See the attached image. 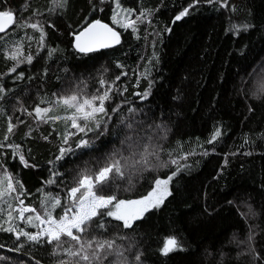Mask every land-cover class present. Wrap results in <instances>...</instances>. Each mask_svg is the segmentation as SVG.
Wrapping results in <instances>:
<instances>
[{
    "label": "trees",
    "instance_id": "obj_1",
    "mask_svg": "<svg viewBox=\"0 0 264 264\" xmlns=\"http://www.w3.org/2000/svg\"><path fill=\"white\" fill-rule=\"evenodd\" d=\"M190 2L120 0L123 7L134 9L133 19L143 9L152 10L151 24L145 21L138 25L140 38L137 39L131 29L112 23L111 14L115 7L112 0H105L103 11H92L89 0H68L62 15L50 17L47 11L50 0H9L17 11L18 21L21 17L27 19L33 10L39 9L43 16H32V21L43 22L49 18L56 22L59 31L45 25L44 47L41 48L37 30L27 28L15 33L9 30V39L15 35L22 41L29 37L33 41V49L26 51L27 55L34 57L32 64L25 61L17 68V72L24 71L23 79H16V73L7 74L12 64L0 46V85L7 90L5 100L0 101V140L11 118L15 127L10 140L21 146L20 152L30 164L38 167L25 168L18 157L13 159L10 156L0 157V163L6 164L8 171L23 181L31 193L25 198L26 204L40 210L42 193L38 189L59 191L56 185H47L44 181L54 168L48 162L51 160L58 166L54 158L61 143L58 133L64 131V125L62 121L55 124L38 122L35 113L27 115L20 110V104L32 111L40 104L41 97L54 98L53 93L64 91L74 79H87L91 92L98 87L100 76L111 80L120 72H126L127 75L117 81L126 91L114 95L112 101L106 102V107L109 103L118 104L125 116L129 107L139 109L134 119L138 122L140 137L150 134L158 137L160 129L156 126H165L167 137L159 143L165 149L175 150L173 156L178 163H185L180 159L183 153H194L186 161L191 169L182 172L181 178L173 184L174 198L169 197L164 206L150 214L147 222L141 223L132 234L137 247L143 251L145 264H215L220 250L227 254L224 264H253L251 254L237 259L239 249L232 237L235 234L237 240H243L251 230L255 234V249L264 260V190L261 189L264 184V99L251 98L253 85L250 77L254 68L264 61V0H228V6L224 8L199 3L189 9L188 16L173 23L174 17ZM25 4L29 5L26 10L22 8ZM91 4L101 7L97 0H91ZM85 18H99L115 28L121 33L120 45L89 54L91 59L75 53L68 26L76 30ZM245 21L255 27L247 32L241 31L239 35L228 31L231 24ZM165 27L171 31H163ZM49 48L55 49L51 56L48 55ZM153 51L158 56V63L152 56ZM117 61L122 68L116 67ZM45 69L47 75H44ZM149 80L153 81L150 94L142 100L137 93H143ZM248 105L254 109L252 112L248 111ZM117 115L112 114L110 133ZM30 128V135H25ZM120 128L115 135L101 137L97 144L103 142L104 148L93 152L92 156L100 157L104 152L119 148L123 138ZM216 128L221 135L209 144ZM5 151L11 153V149ZM161 156L164 160L169 159L166 152ZM82 159H88L90 164L96 163L88 156ZM73 167L68 163L61 171L68 176L67 169ZM167 171L160 169L157 174L163 177ZM151 175L146 173V176ZM142 184L134 192H121L120 195L144 194L148 180ZM249 205L255 216L249 213ZM19 226L25 227L23 223ZM26 230L34 231L31 228ZM169 235H177L188 250L161 255L159 249ZM17 243L13 234L0 231V244L5 246L0 248V255L8 258L0 260V264H27L33 254L41 259V264H51L53 258L47 249L37 252L26 246L19 253L8 251ZM205 249L213 253L211 259L205 258ZM32 264H35L34 260Z\"/></svg>",
    "mask_w": 264,
    "mask_h": 264
},
{
    "label": "snow or ice",
    "instance_id": "obj_2",
    "mask_svg": "<svg viewBox=\"0 0 264 264\" xmlns=\"http://www.w3.org/2000/svg\"><path fill=\"white\" fill-rule=\"evenodd\" d=\"M104 2L105 0H97V3L101 5L97 8V5L91 4L89 0L91 10L103 11ZM112 2L115 5L111 14L112 23L126 30L131 29L132 34H137L139 39L138 25L145 21L151 24L152 10L143 9L133 19L134 9L123 7L120 0H112ZM67 3L68 0H50V7L47 9L49 17L54 14L62 15L63 10L67 8ZM199 3L216 4L219 8L228 6V0H191L190 4L174 17L173 23L188 16L189 9ZM28 7L27 4L22 6L25 10ZM57 10H60L59 13ZM235 10L233 6L232 11ZM32 16H43V13L35 9L27 19L21 17L18 21L17 11L11 7L9 0H0V34H4L0 36V46L4 49L6 59L13 62L7 74L16 73V79L24 78V71L17 72V68L25 61L31 65L34 57L28 54L24 59H20L22 39L16 38L15 35L9 39V30L11 29L13 33L27 28L39 31L41 48L44 47L45 25L59 31L55 21L45 18L43 22L39 20L33 22ZM14 25L15 28H13ZM68 27L69 34L73 37L72 47L77 54L89 56L121 43V33L99 18L91 20L85 18L76 30H72L71 25ZM253 27H255L254 24L245 21L231 24L228 31L233 35H239L241 31L247 32ZM163 31L170 32L171 28L165 27ZM156 35L159 36V33ZM53 51L55 49L49 48L48 55L51 56ZM152 56L158 63L155 51ZM89 59H91L90 56ZM149 63L152 61L149 60ZM116 67L122 68L123 65L117 61ZM44 75H47L46 69ZM126 75V72H120L111 80L100 76L97 81L98 87L91 92L88 91L87 79H74L68 91L53 93L52 99L41 97L40 104L47 106L41 107L37 104L32 111H28L23 104H20V110L29 116H32L34 112V118L38 122L55 124L62 121L64 131L58 133L61 136V143L54 158L58 166L51 160L48 162L53 164L54 168L50 170L49 178L44 181L47 185H56L59 191L53 193L38 189L42 193L40 210L25 203V198L31 193L25 188L23 181L16 179L13 172L8 171L6 164L0 163V231L13 234L18 242L8 251L19 253L26 246L29 250L35 248L37 252L47 249L48 255L53 258L51 264H145L142 259L143 251L137 247L132 234L141 223L147 222L150 214L159 211L169 197L174 198L173 184L178 182L182 172L191 169V165L186 161L194 153H183L180 159L185 163H178L177 158L173 156L175 150L165 149L159 143L167 137L168 129L165 126H156L160 129L158 137L151 134L140 137L136 126L138 122L134 119L139 109L129 107L128 115L125 116L118 104L109 103L106 107V102L112 101L114 95H122L126 91V88L117 84L121 76ZM152 84L153 81L149 80L148 87L143 93H137L142 100L149 96ZM6 94L7 90L0 85V101L5 100ZM251 98L264 99V87L252 92ZM17 103H20L19 100ZM247 108L249 112L254 110L251 105ZM112 114L118 115L110 133ZM23 122L20 121V123ZM121 125L122 128H120ZM14 127L9 118L6 131L0 140V157L10 156L13 159L18 157L19 163L25 168L38 167L30 164L25 155L20 152L21 146L10 140ZM117 128H120L123 133V138L120 140L121 146L104 152L100 157L92 156L93 152H100L104 148L103 142L98 145L97 141L109 134L115 135ZM30 132L31 128L25 135H30ZM220 135L219 128H216L208 143L216 141ZM44 139L47 140L48 137L45 136ZM245 143H248L247 138ZM177 144L179 146V142ZM5 149H11V153ZM165 152L169 157L168 160H164L161 156V153ZM245 154L251 155V153ZM85 156L95 160L96 163L90 164L88 159H82ZM68 157L74 159L69 161ZM62 161L64 163H59ZM68 163H72L74 167L68 168L69 175L65 176L61 169H64ZM172 165H175V168H172ZM160 169H168L163 177L157 174ZM146 173H152V175L146 176ZM146 179L148 188L144 194L123 197L120 195L121 192H134L138 186H143L142 181ZM261 189L264 190V184L261 185ZM228 203L231 204L232 201ZM57 209L60 211L57 212ZM248 209L252 216L256 215L250 205ZM20 223H23L25 227H20ZM27 228L34 231L26 230ZM21 237L24 238L23 241ZM232 241L239 249L236 253L237 259L251 254L253 264L257 261L264 264V260L255 249V234L251 230L243 240H237L234 234ZM4 247L0 244V248ZM187 250V246L177 235H169L164 239L159 252L163 256H169V254ZM205 253L206 259L213 257L211 251L205 249ZM226 255L220 250L215 264H224ZM7 259L0 255V260ZM32 260L35 264H41V259L34 254L27 264H32Z\"/></svg>",
    "mask_w": 264,
    "mask_h": 264
},
{
    "label": "rangeland",
    "instance_id": "obj_3",
    "mask_svg": "<svg viewBox=\"0 0 264 264\" xmlns=\"http://www.w3.org/2000/svg\"><path fill=\"white\" fill-rule=\"evenodd\" d=\"M32 43H33V41L31 39H27V40L24 39V41H22V45H23L22 56L20 57V59L26 57V55H27L26 51H31V49H33ZM9 61L11 64L13 63L11 60H9ZM252 72L253 73H252V75H250V77L252 76V85H253V92H254L257 89L264 87V61L256 69L254 68V70ZM97 86H98V84H97ZM68 89H69V87H66V89L64 91H68Z\"/></svg>",
    "mask_w": 264,
    "mask_h": 264
},
{
    "label": "water",
    "instance_id": "obj_4",
    "mask_svg": "<svg viewBox=\"0 0 264 264\" xmlns=\"http://www.w3.org/2000/svg\"><path fill=\"white\" fill-rule=\"evenodd\" d=\"M110 26V25H109ZM111 27V26H110ZM118 45L114 46L113 48L117 47ZM102 50H106V49H102ZM101 51V50H100Z\"/></svg>",
    "mask_w": 264,
    "mask_h": 264
}]
</instances>
